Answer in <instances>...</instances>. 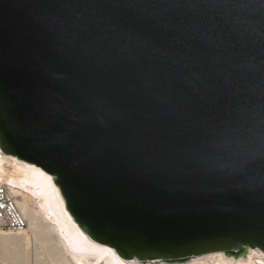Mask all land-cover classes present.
<instances>
[{"label":"water","instance_id":"1","mask_svg":"<svg viewBox=\"0 0 264 264\" xmlns=\"http://www.w3.org/2000/svg\"><path fill=\"white\" fill-rule=\"evenodd\" d=\"M0 142L126 257L264 250V0H0Z\"/></svg>","mask_w":264,"mask_h":264},{"label":"bare ground","instance_id":"2","mask_svg":"<svg viewBox=\"0 0 264 264\" xmlns=\"http://www.w3.org/2000/svg\"><path fill=\"white\" fill-rule=\"evenodd\" d=\"M54 180L41 167L7 153L0 142V186H7L14 194L27 221V228L21 233L0 232L7 233L3 235L5 243L22 244L28 250L38 235V244L46 257L57 256L60 264H264V250L249 246L179 260L126 257L114 247L95 240L76 221Z\"/></svg>","mask_w":264,"mask_h":264},{"label":"rangeland","instance_id":"3","mask_svg":"<svg viewBox=\"0 0 264 264\" xmlns=\"http://www.w3.org/2000/svg\"><path fill=\"white\" fill-rule=\"evenodd\" d=\"M41 230H43L42 227ZM27 233L31 234L30 231ZM4 234L7 233L0 234V264H60L57 256L54 258L46 257L42 247L38 244L40 241L38 235L34 236L33 247L25 250L22 244L9 245L5 243ZM14 249L15 251H13Z\"/></svg>","mask_w":264,"mask_h":264},{"label":"built area","instance_id":"4","mask_svg":"<svg viewBox=\"0 0 264 264\" xmlns=\"http://www.w3.org/2000/svg\"><path fill=\"white\" fill-rule=\"evenodd\" d=\"M14 194L5 185L0 186V232L21 233L27 221L16 204Z\"/></svg>","mask_w":264,"mask_h":264}]
</instances>
